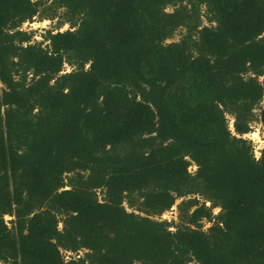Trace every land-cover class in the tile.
<instances>
[{"label": "trees", "instance_id": "16d2710c", "mask_svg": "<svg viewBox=\"0 0 264 264\" xmlns=\"http://www.w3.org/2000/svg\"><path fill=\"white\" fill-rule=\"evenodd\" d=\"M263 75L264 0H0V264H264Z\"/></svg>", "mask_w": 264, "mask_h": 264}, {"label": "rangeland", "instance_id": "374dc122", "mask_svg": "<svg viewBox=\"0 0 264 264\" xmlns=\"http://www.w3.org/2000/svg\"><path fill=\"white\" fill-rule=\"evenodd\" d=\"M173 7H167V11H172ZM206 12V8H202V13ZM70 17H67L65 14V10L61 9L58 10V14L56 17L51 18L48 16H41V14L36 15L31 21L24 22L21 25V29L23 31H27L29 33H33L31 43H40V42H45V34L47 33L48 30H52L53 32L57 31H65L67 29H74V27L71 25V22L69 21ZM203 24L204 25H211L212 23L209 22L207 16L204 14L202 17ZM184 29H179L175 33V35L168 39L167 42H172V41H179L182 38V35L184 33ZM48 42L44 43L47 44ZM89 65L86 66L88 68ZM72 67L70 64H65L64 65V70L62 73L65 72H70L72 71ZM260 81L264 80V75L260 76L259 78ZM4 88V85L0 83V91ZM264 111V102L260 104V106L255 109V119L252 122V131L250 133L245 134L243 137L250 140L255 149V157L259 158L261 156V150L264 147V121L262 117V113ZM229 119V124L230 128L234 131V117L232 115H227ZM260 153V154H259ZM196 170L195 166L190 167V171L194 172ZM69 188V187H67ZM99 197L103 198V193L99 191ZM182 199H178L176 204L167 212H165L162 216L156 217L159 220H167L172 224V230H175L177 225L180 224V219H179V212H178V207L177 204L180 203ZM210 205V203H208ZM128 207V205H127ZM129 210H136L133 208L128 207ZM138 212V211H136ZM219 212V209L216 208L214 210V213L217 214ZM12 217L6 216V220L9 221ZM204 229H208L210 226V223L208 221L203 222ZM61 226V225H60ZM84 252V251H83ZM83 252H80V255H83ZM66 258L67 257H72L74 256L73 253L66 252L65 253Z\"/></svg>", "mask_w": 264, "mask_h": 264}, {"label": "built area", "instance_id": "2783aa9c", "mask_svg": "<svg viewBox=\"0 0 264 264\" xmlns=\"http://www.w3.org/2000/svg\"><path fill=\"white\" fill-rule=\"evenodd\" d=\"M66 259L68 260V259H70V257H67Z\"/></svg>", "mask_w": 264, "mask_h": 264}, {"label": "bare ground", "instance_id": "6f19581e", "mask_svg": "<svg viewBox=\"0 0 264 264\" xmlns=\"http://www.w3.org/2000/svg\"><path fill=\"white\" fill-rule=\"evenodd\" d=\"M260 154V153H259Z\"/></svg>", "mask_w": 264, "mask_h": 264}]
</instances>
